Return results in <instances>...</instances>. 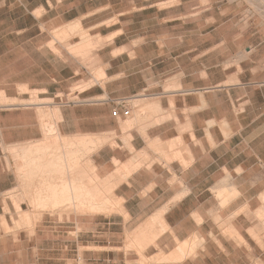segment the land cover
I'll return each instance as SVG.
<instances>
[{
	"label": "crops",
	"instance_id": "1",
	"mask_svg": "<svg viewBox=\"0 0 264 264\" xmlns=\"http://www.w3.org/2000/svg\"><path fill=\"white\" fill-rule=\"evenodd\" d=\"M116 1L0 0V264H264L250 4Z\"/></svg>",
	"mask_w": 264,
	"mask_h": 264
},
{
	"label": "rangeland",
	"instance_id": "2",
	"mask_svg": "<svg viewBox=\"0 0 264 264\" xmlns=\"http://www.w3.org/2000/svg\"><path fill=\"white\" fill-rule=\"evenodd\" d=\"M158 1L159 0H147V2H144V0H126V5L127 6L132 5L133 2H136L137 4H140L142 2L143 4H145V6L147 8L154 7L152 9L147 10L146 13H145V15L142 18H138V17H135L134 15L127 14L125 16L126 23H128V22L133 23V22H137V21H141V20H147L149 24L146 27H144V28H147L148 31H149V33H154L155 31H152V30L158 24V20H156L154 18L157 16L156 15L157 14V10L159 8H162L163 7L162 5H159L158 6V4H157ZM232 1H238V0H232ZM239 1H241L243 3L244 0L243 1L242 0H239ZM246 1L249 4L250 3H253V2L255 3L254 7L251 6L254 11L251 9L250 5L245 4V5H247L246 8L241 11L242 14H243L242 19H244V20L246 19L245 22L249 20L247 27H249V25H250L249 23L252 21L253 23L256 22V25L254 24L251 27H253V28H256V27L258 28L259 27V28H261V29L264 30V25H261V22H262V19H263V18L261 19V17L264 16V4H261L259 2V0H246ZM116 2L117 1L115 0V3ZM205 3L206 2H203V4H205ZM256 7H258V9H256ZM259 13H260L261 16L259 15ZM116 22H117V19L111 20V21H109V23H107V25H112V24H114ZM259 24H260V26H259ZM242 26H244V25H242ZM137 32H138L137 29H135V30L132 29L129 34L130 35H133V34H135ZM75 35H78L79 37L84 38V37H87L88 34H87V32H83V30L81 29L80 32L76 33ZM116 35H118V33L110 35L109 38L95 37L92 41L90 40V42H88V43L89 44L90 43H93L94 44V49L101 48L103 46L105 47L106 44H108L107 41L110 40L109 44H111L113 42L112 40L114 39V37ZM83 88H81L79 90H82ZM30 98H31L30 101H14L12 104L17 103V104L24 105V106H28V107H35L36 105H38L40 103L50 102V101H41V100H39L38 99V92H31L30 93ZM32 100H36V102H34L33 105H29L30 103L33 102ZM69 100L70 101L76 100V97L75 96L74 97H71V98H69ZM0 107H6V105L1 104ZM124 112L125 111L122 112L121 116L122 117H127V116H124ZM113 116L115 118H119L120 117L119 111L117 109L113 111ZM111 137L113 139L114 136H111ZM59 142L60 141L58 139L56 141H54V143H56L57 146H58ZM111 143L113 144V142H111ZM97 148H98L97 145L93 143V144H88V145L84 144V145L81 146L80 149H94V150H96ZM25 156H23L22 159L20 158V160L22 161V165H23L22 168L23 169L20 168L19 171L22 174H24V177H25V179H23L21 181L30 182V183L31 182H35V181L37 182V178H34V180H33L32 178H30L31 176H28V175L26 176L25 175V174H28V172L31 170L29 161L27 160V158ZM27 170H29V171H27ZM57 209H59V208H57ZM46 210H54V209L49 208V209H46Z\"/></svg>",
	"mask_w": 264,
	"mask_h": 264
},
{
	"label": "bare ground",
	"instance_id": "3",
	"mask_svg": "<svg viewBox=\"0 0 264 264\" xmlns=\"http://www.w3.org/2000/svg\"><path fill=\"white\" fill-rule=\"evenodd\" d=\"M259 2H260L261 4H264V0H259ZM250 5L254 7L255 3H254V2H253V3H250ZM256 9H258V7H256ZM262 18H263V20H264V16H262Z\"/></svg>",
	"mask_w": 264,
	"mask_h": 264
},
{
	"label": "built area",
	"instance_id": "4",
	"mask_svg": "<svg viewBox=\"0 0 264 264\" xmlns=\"http://www.w3.org/2000/svg\"><path fill=\"white\" fill-rule=\"evenodd\" d=\"M129 114H130V111L129 110H127V111L124 112V116H129Z\"/></svg>",
	"mask_w": 264,
	"mask_h": 264
}]
</instances>
